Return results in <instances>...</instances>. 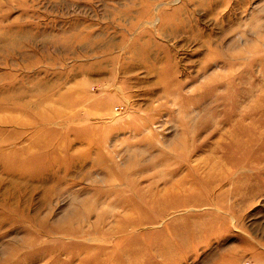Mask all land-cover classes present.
Listing matches in <instances>:
<instances>
[{
    "label": "rangeland",
    "instance_id": "obj_1",
    "mask_svg": "<svg viewBox=\"0 0 264 264\" xmlns=\"http://www.w3.org/2000/svg\"><path fill=\"white\" fill-rule=\"evenodd\" d=\"M0 264H264V0H0Z\"/></svg>",
    "mask_w": 264,
    "mask_h": 264
},
{
    "label": "bare ground",
    "instance_id": "obj_2",
    "mask_svg": "<svg viewBox=\"0 0 264 264\" xmlns=\"http://www.w3.org/2000/svg\"><path fill=\"white\" fill-rule=\"evenodd\" d=\"M134 58V57H133Z\"/></svg>",
    "mask_w": 264,
    "mask_h": 264
}]
</instances>
